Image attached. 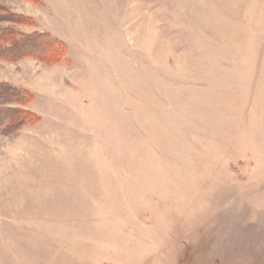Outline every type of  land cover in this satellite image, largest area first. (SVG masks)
I'll return each mask as SVG.
<instances>
[{"label": "rangeland", "instance_id": "obj_1", "mask_svg": "<svg viewBox=\"0 0 264 264\" xmlns=\"http://www.w3.org/2000/svg\"><path fill=\"white\" fill-rule=\"evenodd\" d=\"M0 0L69 47L0 60L40 117L0 131V264H264V0Z\"/></svg>", "mask_w": 264, "mask_h": 264}, {"label": "trees", "instance_id": "obj_2", "mask_svg": "<svg viewBox=\"0 0 264 264\" xmlns=\"http://www.w3.org/2000/svg\"><path fill=\"white\" fill-rule=\"evenodd\" d=\"M35 2H37L35 0ZM0 9H2L0 7ZM3 10V9H2ZM2 22L34 24L30 17L9 12L0 13ZM69 52L63 41L45 31L20 34L10 27H0V60L17 63L26 58L38 60L47 65L62 62ZM33 96L26 90L8 83H0V131L12 132L28 124H36L40 117L23 109V105Z\"/></svg>", "mask_w": 264, "mask_h": 264}]
</instances>
